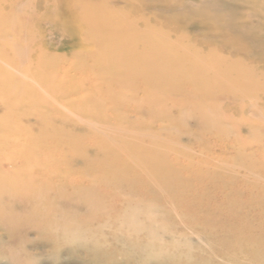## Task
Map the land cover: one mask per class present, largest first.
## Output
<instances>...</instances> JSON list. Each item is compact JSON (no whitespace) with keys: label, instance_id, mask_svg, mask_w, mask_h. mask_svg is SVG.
<instances>
[{"label":"rangeland","instance_id":"1","mask_svg":"<svg viewBox=\"0 0 264 264\" xmlns=\"http://www.w3.org/2000/svg\"><path fill=\"white\" fill-rule=\"evenodd\" d=\"M22 1L0 0L6 3L0 14L11 13L8 12L10 3L15 7L11 16L20 23V28L15 27V36L13 30L8 32V37L12 38L8 41L16 40L18 35L25 41L20 39V43L28 45L29 51L39 46L42 52L62 58L58 66L50 68L52 71L63 67L96 69L95 65L100 63L90 58L86 66H72L73 56L93 33L82 34L78 23L68 25L65 21L67 7L77 0ZM89 6L97 7L99 11L105 7L120 15L135 17L129 28L157 31L158 34L154 33L152 38L181 42L175 57L182 52L216 54L229 63V67L225 65V70L211 69L204 75L197 74L202 78L195 80L200 82L199 87L195 85L192 88L193 82L183 85L177 79L178 82L175 79L165 80L161 89L157 86L161 93L155 89L161 95L155 98L159 108L153 109L141 103V98L146 99L140 91L143 79L132 82L140 92L135 87H129V83H121L118 75L115 77L118 84H107L106 80L98 87L86 80L73 87L64 86L62 72H58L53 85L46 88L33 77L28 56L23 60L24 66L18 69L0 59V65L5 66L7 73H17L15 76L20 80L28 77L22 80L30 86V89H16L15 85L0 87V254L5 253L8 257L10 248L19 245L31 254L36 252L41 264H196L205 259L213 264H251L253 257L235 254L229 247L241 244L243 239L237 235L242 231L247 234L242 229L264 227L263 217L257 212L259 208L254 205L256 201L263 204L264 197L241 192L243 181L256 190L258 182L255 179L264 178V0H95ZM117 21L102 25L115 33L124 28V23ZM72 29L79 34H70ZM5 36L0 38L2 42L9 39ZM109 38L118 41L115 51L126 44L119 36ZM128 41L129 45H133V40ZM91 46L94 45H88ZM110 58L114 57L110 55ZM110 61L122 64L119 60ZM131 66L135 67L136 63ZM177 69L171 65V69L166 70L179 71L181 78L187 75L192 78L190 69ZM4 77L2 75L0 79ZM223 77L226 82L222 81ZM214 78L222 82L215 86ZM203 82H206L205 85ZM34 88L51 103L48 114L53 123L60 117L82 118L89 115L95 122L103 120L113 125L123 124L124 127L131 124L138 132L133 138L140 136L139 133H150L152 136L145 143L144 152L152 149L155 154L167 155L173 161L164 164L154 158L144 159V156L143 159L156 165L151 172L158 182L160 178L157 175L160 173H172V178L168 179L170 182L166 181L178 193L167 189L166 193L161 191L149 195L148 191L147 194L144 174L135 179L133 192L120 189L118 181L122 173L128 175H125V180L132 185L130 171L119 167L109 169L108 174L94 169L91 172L95 174L87 175L82 167L73 165V151L67 150L61 155L55 148L47 151L41 146L34 152L29 147V138L11 127V123L22 116L18 115L21 108L28 103L27 108L33 104V100L22 103V98H18L16 93L35 92ZM42 90L43 93H40ZM206 90L211 97L194 98V92ZM216 90L233 93L234 97L219 98L214 95ZM57 92L59 95L52 97ZM83 92L91 98L86 102L78 99V106L72 109L70 104L76 103L74 99ZM61 94L67 98H59ZM130 95L131 99L127 100ZM42 96H37V100L42 101ZM43 101L41 103L49 105L48 101ZM4 115L7 117L4 118ZM41 123L34 127H40ZM26 125L31 127L34 120L27 118ZM72 138L76 137L64 134L52 139L69 141ZM88 139L97 143L102 140L101 137ZM84 144L88 145V142ZM47 157H53L56 162L41 165V160ZM26 158L30 160L23 161ZM93 159L98 160L91 158L90 162ZM258 184L264 187V180ZM229 203H238L233 216L227 213ZM235 218L244 224H239ZM60 225L80 228L86 240H55L53 229ZM138 227L141 231L135 236L120 233ZM146 228L156 232L152 243L147 241ZM88 236L90 239L87 240ZM95 244L100 245L98 253L90 251ZM145 245L149 248L147 255L145 251L148 249L143 250ZM55 247H58V254L52 256ZM8 261L0 257V264H8Z\"/></svg>","mask_w":264,"mask_h":264},{"label":"bare ground","instance_id":"2","mask_svg":"<svg viewBox=\"0 0 264 264\" xmlns=\"http://www.w3.org/2000/svg\"><path fill=\"white\" fill-rule=\"evenodd\" d=\"M92 1H95V0H77L74 5L67 7L66 11L65 9L64 11L66 12L65 21L67 22L68 25L71 23H74V24L78 23L81 27L79 28L80 30L79 32H81L82 34L93 32L92 35L89 36V40L87 43L86 41L85 43H83L84 45L81 43L83 45V46L81 45L82 46L81 50H79V52H77L76 50L77 53L73 56V65H72L73 68L80 67V66L82 67L86 66L87 59L90 58V59H93L91 61L98 62L101 64V65L96 64L95 65L96 69L94 68L92 69H64L63 67V69H57L56 71H52V69L50 68H52L53 66L54 67L58 66L62 58L42 52V50L39 49L38 45H37L38 47H33L32 49L29 48L31 50L29 51L28 45L20 43L21 38L18 35H16L17 37L16 40L18 42L14 38L12 42L8 41V40H12V38H9L10 36L8 37V34L10 35L11 30H13V35L15 36V32H16L15 27L20 28L19 26L20 23L18 21H14L13 16H11V13L15 9V7L13 5H10L9 2H8L9 3L8 12H11V13L9 14L3 13V15L0 14V35L3 34L2 37L0 36V38H3V36L5 35H6L5 37L9 38V39L5 38L6 40H4V42L0 40L1 41L0 42V59L5 60V62L7 61L8 63H10L11 66L13 65V68L16 67L15 69H18L24 66L23 60L25 57L28 56V59L30 60L28 65L31 71L34 72V75H35V76L33 75V77H36L38 81L43 83V85L46 88H50L53 85L56 79V76H57L56 73L58 72H62L61 73L62 84L64 86L72 85L73 87H76L79 84H83L84 82H86V80L91 81V83H94L98 87H100L102 82L106 80H107V84H118L119 82H117L115 79L117 75L120 77L121 83H129L128 85L129 87L131 86L135 87L132 82L136 81L137 79H143L144 83L140 86L141 87L140 91H142L143 96H145L146 98L145 100L147 101L141 98V103L150 105L153 109L159 108L157 104V100L155 98L156 97L160 98V95H161L160 93L162 91H160L159 89H161L162 85L163 86L165 85L164 83L165 80L174 81L173 79H175L176 82L179 81V83H182L183 85L192 84L189 82H193L192 88L195 85L196 87H199L200 82L198 81H200L202 78L198 77L197 74L199 75L200 73L203 74L205 71H211V69H224L225 70L226 69L225 65L229 67V63H225V61H223L221 57H219V55H216V54L215 55L212 54L211 56V54L209 55L201 54L200 55L199 54L200 52L199 53L188 52L185 54H183L182 52V54H180L178 57H175L174 54L176 52H179L180 50L179 44L181 42L180 43L179 41L170 42L165 39L152 38L154 33L158 34L157 31L152 30V29H148V28H141V29L136 28L135 30L130 29L129 26L132 23H134L135 17L127 16L124 14L120 15L116 12L105 9V7L103 8V10L99 11V8L89 6ZM107 4H109V2ZM5 5L6 3L0 2V9L4 8ZM211 5L214 6L213 4ZM16 9L19 10L18 8ZM15 18H17L16 14H15ZM117 20H121L125 24V25L122 24L124 28L114 31L117 34L113 33V31L105 29L102 25L103 23L117 21ZM9 31L10 33H8ZM75 32L76 31L72 29L70 34H73V35L79 34V32L77 34ZM108 35L110 37L119 36L120 40H122V42L126 44L122 48L115 51L114 47L117 45L118 41L117 39L112 40L111 38H109ZM128 40H130V42L133 40V45H129V43H127L129 42ZM21 42H25V41L21 39ZM90 44H93L94 46L88 47V45ZM33 46H36V45H33ZM110 55L114 57L110 59L122 61V64L116 65L115 63L111 62L109 59ZM134 62L136 63L135 67L131 66V64ZM25 63L27 62L25 61ZM53 63L55 64L53 65ZM171 65H175L178 68L177 70L190 69L192 71V76H191L192 78H188V75L185 77L183 76L181 78L180 76H178L180 74L179 71H170V72L167 71L166 69H171ZM230 66L232 67V65ZM4 67L0 65V76L5 75L3 80L0 79V87H10V86L15 85L16 89H23V88L30 89V86L27 85L22 80L28 77H25L24 75L20 74V76L21 75L24 76L21 78L22 80L21 81L19 78L15 76L17 73L14 75L12 74V72L7 73ZM29 67H27V69ZM25 69L23 71H25ZM205 73H208V72H205ZM236 75L238 76V73ZM239 75H241V73H239ZM244 75L247 76V73H244ZM209 77H210V82H211V76ZM33 79L36 80L35 78ZM196 79L198 81H195ZM219 81L220 80H217L214 78V85L216 86L217 84H219ZM222 81L226 82V79L223 77ZM157 86H160L159 89L157 88ZM31 88H33V86ZM135 89H138L139 91V87H135ZM155 89L157 92L160 91V93H157ZM206 89L208 88L206 87ZM168 91H171V90H168ZM203 91H196V92L193 91L194 98L196 96H197L196 98L198 97L202 98V96L203 97L205 96L206 98L211 97L210 96L211 93L208 90H206L205 92ZM216 91L217 92L214 93V95L218 96L219 98L225 97V98L230 99L234 97L233 93L223 92L219 90H216ZM35 92L33 90L28 93L24 92L25 94L18 92L19 95L18 93H16V96L18 98L20 97L22 98L23 100L22 103L27 104L29 100L31 101L33 100V104L31 105L36 106V108L33 106L30 107L31 106L30 105L28 108L33 109L31 111L30 109L25 107V106H28L29 103L28 105H24V107H22L20 112L18 113V115H22V116L17 119V122L11 123V127L13 128L14 131L29 138V142H30L29 147L34 152H36V150H39L41 146L43 147V149L47 151H49L51 148H55L59 151L61 155H63L67 150L73 151L74 155L71 158L73 165L82 167L83 168L82 171L88 172L87 175L92 174V173L95 174V172H91V170H94V169L100 170L98 172H107L108 174L111 170H116L119 167L122 170H126L128 172L130 171L129 172L131 174L130 176L133 178V182L131 185L132 187L125 180L126 174L122 173L119 175V181H118V187L120 189H124V190L129 189L133 192L134 190L133 187L134 188L136 187V185H134L135 179H138V177H142L144 174L146 176V179L143 181V183L148 185L146 188L147 194H148V191L150 192L149 195H152L155 193L157 194L158 192H161V191L163 193H166V191L168 190H170L171 193H174V194L178 193V190L173 189L171 184H169L170 181L168 179L172 178L171 177L172 173H160V175H157V176L160 178V181H162L163 183L160 181L158 182V180L152 175V172H151L152 171L151 169L156 167V165L153 164L152 162L144 161V159H153V158L157 159V161H159L160 163H164V164H169L171 161H173L167 155L155 154L154 153L155 150H152V149H148L146 152H144L145 150L143 149V147L146 142H149L148 138L152 136L150 133L148 132L139 133L140 136H137V138H133V136H135V133H138V132H135V130H133L131 124H127V126L124 127L123 124L113 125L103 120H99L98 122H95V119H93L92 116L85 115L81 109H78V110L80 111V113H83L85 117L81 118V117L74 116L72 118H69V116L68 117L65 116V117H60L61 119L60 118L55 119V122L53 123V121L51 120L48 114V111L51 107V103L48 100H46V98H44L42 94L37 93V90ZM40 93H43V90L40 91ZM119 94H122V93H119ZM39 95L42 96L43 99H45V101H48L49 105L47 104L45 105L46 102L41 103V102H44L43 99L42 101L39 99L37 100V96L39 97ZM46 95L48 94L46 93ZM58 95H59V92L51 96L55 97ZM73 95L77 96L76 94H73ZM47 97H49V95ZM59 98L62 99V98H67V97H62V94H61ZM90 98L91 96L88 93L83 92L81 93V95L77 97V99L76 98L74 99L76 103H74L73 105L72 104L70 105L72 106V109L74 107L76 108L78 106L79 100H83L84 102H86ZM130 99H131V95L127 97V100H130ZM72 115H75V114H72ZM3 117L6 118L7 116L4 115ZM29 117H31L32 120H34V125H32L31 127H29V125L28 126L26 125L27 118ZM40 121H42L41 126L40 127L36 126L37 128L34 127L35 124L40 123ZM64 134H69L72 137H76V138H72L69 141H59V140L52 139L54 137L63 136ZM160 134L161 133H157L158 136H164L163 134L161 135ZM88 137H93V138L101 137L102 140H101V143H97L95 141L88 139ZM84 142H88V145L84 144ZM90 145L91 147H89ZM146 154L150 157L146 156ZM96 156H99V157H96ZM144 156L146 158H144ZM91 158H98V160L93 159V161L90 162ZM53 159H54L53 157H47L45 160H41L42 161L41 165L46 164V163L54 164L56 160H53ZM25 160H30V159L29 158L23 159V161ZM35 161H38V159ZM126 176L128 177V175ZM178 176H179L178 179L180 180V175ZM166 180H168L169 182ZM261 180H264V178L257 177V179H255V181H257L258 183H260ZM258 183L255 184L257 186V189L254 190L253 187H251V185H247L243 181L242 183L243 185H241L243 189L241 192H244V194L246 195L248 194L249 196H253V193H254V194H259L260 196L264 197V187H260L259 186L260 184ZM166 185H168V187H166ZM228 205H229V208L227 209V213L233 216L235 214V206H237L238 203L236 204L229 203ZM254 205L258 206L259 210H257V212L260 214V216L263 217V220H264V213H263L264 212V202L262 204L261 201H256V204ZM131 219L132 221L134 220L133 217ZM235 220L239 224L243 223L240 219L235 218ZM132 221L130 220L129 222L132 223ZM131 227H136V226L132 225ZM263 228L260 227V229H257V230H251V228L242 229V230H246L247 234H244L242 231L240 235H237L239 237H242L243 239L241 244L239 246H236V247L231 246L229 248L235 254H238V255L243 254V255L253 257L254 260L251 264H264V252H262L264 249V229ZM53 230H54L53 236L55 240L59 242H63V240L66 242H76V241H81L82 239L86 240L85 239L86 237L84 238L85 235L82 234V231L80 232L81 229L76 228V226L69 228V227L60 225L59 227H56ZM138 231H141L139 227L138 229L132 228V229H129L128 231H123L120 233H123L128 236H133V235L135 236L136 235L135 233H137ZM145 233L147 234V241L151 242V240H153L152 238L155 237L156 232L148 228L147 230H145ZM89 236L87 240L90 239ZM117 239H119V237ZM251 244H254L255 246L253 247L251 246ZM149 245L151 244L149 243ZM146 246L147 245H145V248L143 247V250L146 248L148 249L147 252L144 250L147 255L149 248L148 246L147 247ZM241 246H244V247H241ZM99 248H100V245L95 244L91 247L90 251L94 253H98L100 251ZM157 251L160 252L159 249ZM9 253L10 254L8 255V257L6 256L5 253L0 254V257H3L9 260L8 264H41L42 263L41 261H38V258H40V256H38L36 252H34L35 254L34 253L31 254L32 252L29 253L25 251L19 245L15 246L14 248H10ZM52 253H53L52 256H56L58 254V247H55ZM132 254L135 255V253H131V255ZM196 264H213V263L210 260L205 259V260H199Z\"/></svg>","mask_w":264,"mask_h":264}]
</instances>
